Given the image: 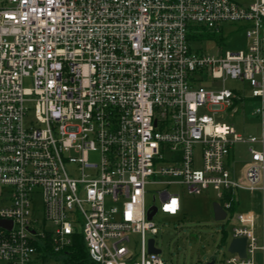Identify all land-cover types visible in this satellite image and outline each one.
<instances>
[{"label": "built area", "instance_id": "1", "mask_svg": "<svg viewBox=\"0 0 264 264\" xmlns=\"http://www.w3.org/2000/svg\"><path fill=\"white\" fill-rule=\"evenodd\" d=\"M224 22L245 49L193 48ZM229 77L259 100V134L215 120L242 99L216 84ZM237 143L249 158L235 173ZM170 186L215 190L228 243L246 238L223 264L256 251L264 264V0H0V264H63L76 234L96 264H166L148 233L158 211L180 219ZM242 191L262 208L238 211Z\"/></svg>", "mask_w": 264, "mask_h": 264}, {"label": "rangeland", "instance_id": "2", "mask_svg": "<svg viewBox=\"0 0 264 264\" xmlns=\"http://www.w3.org/2000/svg\"><path fill=\"white\" fill-rule=\"evenodd\" d=\"M203 39L193 41V48L202 49L210 53H218L221 49L225 50H242L247 44L245 29L239 24L222 23L219 32L213 34L205 33ZM30 81L26 79L25 85H29ZM218 87L225 85L235 90L242 99H236L233 107L228 106L215 112V120L225 122L236 128L238 132L259 134L260 126L257 115L253 113L255 107L259 105V100L251 95L249 84L243 83L242 80L227 78L223 83L221 80L216 81ZM30 112L25 116L24 124L29 126L36 124L33 112V103L28 104ZM204 112L211 113L210 110L204 108ZM244 144L237 143L233 150L234 166L242 167L244 162L248 160L249 153L245 150ZM195 164L201 167V146L195 148ZM97 159V155L91 156ZM67 168H75L72 163L67 164ZM150 189H158L159 186H149ZM171 191H180L182 200V214L180 219L169 216L162 211H158L154 216V221L158 227L156 235L148 233V237H153L156 246L161 249V256L166 264H205L210 259L214 260V264H223L225 258L230 256L228 251V241L232 229V223L226 220H216L213 212V201L215 199V190L208 188L199 195L188 194L184 189L177 186H170ZM154 191L148 192L147 203H153ZM241 207L238 211L245 210L248 206L244 204V198L247 193L242 191ZM158 205L160 200L157 196L155 201ZM39 209V204H37ZM42 217V216H41ZM42 220L36 226L42 229ZM78 231L81 225H77ZM132 240L139 245V236L135 235ZM255 264H262L259 251H256L254 257Z\"/></svg>", "mask_w": 264, "mask_h": 264}, {"label": "water", "instance_id": "3", "mask_svg": "<svg viewBox=\"0 0 264 264\" xmlns=\"http://www.w3.org/2000/svg\"><path fill=\"white\" fill-rule=\"evenodd\" d=\"M212 205H213V212H214L215 219L216 220L224 219L226 216V211L222 208V206L217 201H214ZM156 211H157V206L156 205L152 206L151 210L148 213V218H152V216L156 213ZM7 223L8 222L5 220L0 221V224H7ZM148 243H149V250L150 251H153V252H160L161 251L160 248H156L154 246V239L153 238H150ZM245 248H246V238L245 237H234L231 239V241L228 245V251L238 252V254L241 257L246 256ZM213 263H214L213 259H210L205 264H213Z\"/></svg>", "mask_w": 264, "mask_h": 264}, {"label": "trees", "instance_id": "4", "mask_svg": "<svg viewBox=\"0 0 264 264\" xmlns=\"http://www.w3.org/2000/svg\"><path fill=\"white\" fill-rule=\"evenodd\" d=\"M64 253L63 264H96L89 258L81 234L74 236L72 244ZM44 258L47 257L44 256Z\"/></svg>", "mask_w": 264, "mask_h": 264}, {"label": "crops", "instance_id": "5", "mask_svg": "<svg viewBox=\"0 0 264 264\" xmlns=\"http://www.w3.org/2000/svg\"><path fill=\"white\" fill-rule=\"evenodd\" d=\"M244 147H246L245 150H244V151H246L247 150V146L244 145ZM240 169H241V167L239 169L235 167V173L236 172L238 173ZM244 193H247V197L244 198V201H245L244 204L248 205L244 209L245 210L254 209L256 211H259L262 208V205H263V194L260 193V192H255V193L244 192ZM240 207H241V204L239 205V208ZM229 243H228V245H229Z\"/></svg>", "mask_w": 264, "mask_h": 264}]
</instances>
